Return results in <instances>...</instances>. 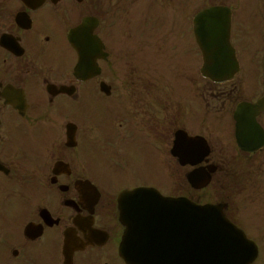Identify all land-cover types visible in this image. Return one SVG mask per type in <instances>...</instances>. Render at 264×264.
Listing matches in <instances>:
<instances>
[{
    "label": "flooded vegetation",
    "instance_id": "af4514ba",
    "mask_svg": "<svg viewBox=\"0 0 264 264\" xmlns=\"http://www.w3.org/2000/svg\"><path fill=\"white\" fill-rule=\"evenodd\" d=\"M201 4L230 10V81L201 74L225 44L207 34L199 50L191 0H0V264H126L117 195L154 187L140 182L153 172L141 165L159 159L185 181L165 195L182 185L185 197L221 205L257 244L249 264H264V110L241 105L264 95V41L252 40L264 32V0ZM86 18L97 20V57L79 53L91 44L73 34ZM158 48L179 65L176 88L138 72ZM83 61L99 73L80 79ZM177 131L195 139L181 140L183 165L171 154ZM192 171L208 173L207 185L192 190Z\"/></svg>",
    "mask_w": 264,
    "mask_h": 264
},
{
    "label": "water",
    "instance_id": "95a60500",
    "mask_svg": "<svg viewBox=\"0 0 264 264\" xmlns=\"http://www.w3.org/2000/svg\"><path fill=\"white\" fill-rule=\"evenodd\" d=\"M211 68L207 75L221 81L235 71L236 61L212 64ZM259 105H264V100ZM119 208L125 227L120 255L128 264H219L247 242L219 209L163 198L150 188L123 192ZM173 255L179 257L177 261H160Z\"/></svg>",
    "mask_w": 264,
    "mask_h": 264
},
{
    "label": "rangeland",
    "instance_id": "374dc122",
    "mask_svg": "<svg viewBox=\"0 0 264 264\" xmlns=\"http://www.w3.org/2000/svg\"><path fill=\"white\" fill-rule=\"evenodd\" d=\"M199 5H200V0H192V9H195ZM260 36H261V38L263 37V40H264V33H261ZM160 57H162V56L158 57L157 64L161 61ZM154 63H155V60H153L152 62L147 61L146 63L142 64L141 69H138V72H140L142 74H146V73H150L152 71L158 80V88L159 89H167V88L170 89L168 84L171 80H169L168 78L171 77L173 79V81L175 82V78L172 75H170L172 73L171 64L163 65V66H157V64H154ZM151 68H152V70H151ZM164 164H166V161H164ZM161 166L164 167L163 163H161V164L159 163L160 169L156 168L155 165H153V167H151L144 161L143 164L141 165V171L145 173L147 171L153 170V175H154L155 179L151 178L149 174H146L145 176H143L140 179V182L144 181V182H148V183H155L156 182L155 180H157L159 175L161 174V172H163ZM164 189L166 191L171 190L170 187L164 188ZM197 197L199 198V194L197 195ZM255 221H256L255 219H251V222H255Z\"/></svg>",
    "mask_w": 264,
    "mask_h": 264
}]
</instances>
